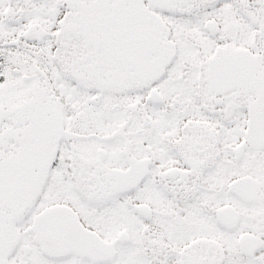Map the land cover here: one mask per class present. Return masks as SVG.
<instances>
[{"label": "snow or ice", "instance_id": "snow-or-ice-1", "mask_svg": "<svg viewBox=\"0 0 264 264\" xmlns=\"http://www.w3.org/2000/svg\"><path fill=\"white\" fill-rule=\"evenodd\" d=\"M0 264H264V0H0Z\"/></svg>", "mask_w": 264, "mask_h": 264}]
</instances>
